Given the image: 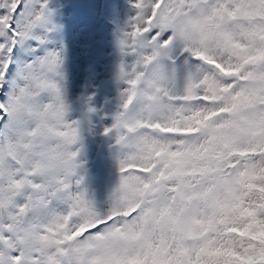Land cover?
I'll return each mask as SVG.
<instances>
[{
    "label": "snow or ice",
    "instance_id": "6c2138e0",
    "mask_svg": "<svg viewBox=\"0 0 264 264\" xmlns=\"http://www.w3.org/2000/svg\"><path fill=\"white\" fill-rule=\"evenodd\" d=\"M128 3L101 202L57 12L0 0V264H264V0Z\"/></svg>",
    "mask_w": 264,
    "mask_h": 264
},
{
    "label": "rangeland",
    "instance_id": "374dc122",
    "mask_svg": "<svg viewBox=\"0 0 264 264\" xmlns=\"http://www.w3.org/2000/svg\"><path fill=\"white\" fill-rule=\"evenodd\" d=\"M62 25L66 49V97L73 117L79 116V98L93 94L91 124H83V166L88 187L103 201L116 179L110 141L101 135L114 110L116 87L112 67L116 60L114 33L129 14L128 0H51ZM56 39V37H53ZM51 46V45H50Z\"/></svg>",
    "mask_w": 264,
    "mask_h": 264
},
{
    "label": "clouds",
    "instance_id": "9594fccd",
    "mask_svg": "<svg viewBox=\"0 0 264 264\" xmlns=\"http://www.w3.org/2000/svg\"><path fill=\"white\" fill-rule=\"evenodd\" d=\"M236 31H239V29H236ZM171 225L170 222L165 223L164 219H160L157 222L156 227L153 229V223L150 221L147 225H145L146 230H152L151 239L153 244L160 243L161 238L165 235H171V232L168 231L170 229ZM193 228H196L198 230V226L195 224H192ZM188 244L193 243V241H187ZM136 249L133 248V251ZM142 251V250H141Z\"/></svg>",
    "mask_w": 264,
    "mask_h": 264
}]
</instances>
